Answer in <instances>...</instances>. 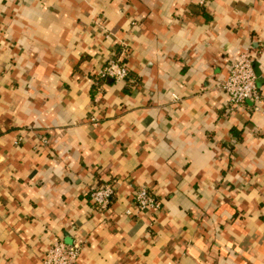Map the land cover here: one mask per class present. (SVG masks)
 I'll return each instance as SVG.
<instances>
[{"label": "crops", "instance_id": "0c3cea01", "mask_svg": "<svg viewBox=\"0 0 264 264\" xmlns=\"http://www.w3.org/2000/svg\"><path fill=\"white\" fill-rule=\"evenodd\" d=\"M245 52L264 98V0H0V264H264V114L218 88Z\"/></svg>", "mask_w": 264, "mask_h": 264}, {"label": "built area", "instance_id": "2783aa9c", "mask_svg": "<svg viewBox=\"0 0 264 264\" xmlns=\"http://www.w3.org/2000/svg\"><path fill=\"white\" fill-rule=\"evenodd\" d=\"M198 5L206 6L210 0H195ZM129 77L127 65L116 59H110L97 73L99 80L125 81ZM228 99V112L232 113L248 103L252 104L255 112L264 114V98L257 85V74L253 67L252 55L248 52L240 54L231 64L227 79L218 86ZM91 200L97 208L104 212L115 197L114 185L107 182L95 187L91 193ZM136 209L139 213L151 211L159 212L162 202L147 187H140L134 196ZM82 245L78 242L66 244L55 242L44 256V264H77Z\"/></svg>", "mask_w": 264, "mask_h": 264}]
</instances>
